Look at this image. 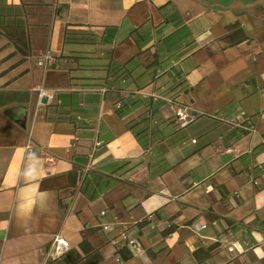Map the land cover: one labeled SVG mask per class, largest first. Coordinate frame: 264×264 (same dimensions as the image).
<instances>
[{"label": "crops", "instance_id": "0c3cea01", "mask_svg": "<svg viewBox=\"0 0 264 264\" xmlns=\"http://www.w3.org/2000/svg\"><path fill=\"white\" fill-rule=\"evenodd\" d=\"M109 56L130 68L116 89L89 77ZM125 158L142 160L119 174ZM55 233L101 259L49 263ZM0 264H264V0H0Z\"/></svg>", "mask_w": 264, "mask_h": 264}, {"label": "trees", "instance_id": "16d2710c", "mask_svg": "<svg viewBox=\"0 0 264 264\" xmlns=\"http://www.w3.org/2000/svg\"><path fill=\"white\" fill-rule=\"evenodd\" d=\"M133 29V28H132ZM116 30H117V25H106L104 27V29L102 30L101 33V38L104 41H111L113 40L115 34H116ZM4 33L7 34L8 36H13L15 42H17V40H19L20 42L17 43V47L24 49L23 51L26 52V48H27V44L25 42V36H26V31L24 30L23 27L17 28L14 27L13 30H4ZM66 35H64L65 39H79V37L81 36L84 37L86 36V34H88V31H85L84 29H66L65 30ZM77 39V40H78ZM65 56H67L69 59L71 60H75L77 62H80L79 66H84L85 63L87 61L81 60L79 61V58H86L89 57L86 54H81V53H76V52H68L65 54ZM104 73L102 75H98V76H89V77H94V78H99L100 84H108L107 87L110 89H116V86H113L114 82L116 81H120V80H125L126 77L129 74V70L130 68H128V66H125V64L121 63L120 61L114 59L112 56H109L107 61L103 62L101 64L100 67ZM177 73V72H176ZM183 78H177L173 83L169 84V86L165 87V90L162 91V93L166 94L168 91H172L169 92L168 95H166L169 99L174 98V96L178 93V91L182 88L181 83L183 82ZM148 98L151 99V95H148L145 99L148 100ZM123 99V96L119 97V99L117 101H114V105H115V110L121 114V110L123 109V107L125 106V102L121 100ZM146 100V101H147ZM120 101V102H119ZM150 102V101H149ZM149 102H146L145 104H149ZM150 107H147V110H149ZM248 117H245L243 120H241L240 122L242 123H249L248 121ZM235 135H237L238 133H242L244 131L247 130V128L243 127V126H237L235 125ZM143 129H138L135 131V134L137 135L138 139H140L141 135V131ZM142 146H146V141L140 140ZM140 160L142 159H132V158H125L120 160L117 163V166L114 168V171L125 167L123 171H120L119 174H121L122 172H127L128 170H130L131 168H133L136 164H138L140 162ZM80 167L77 168V166L72 167L69 170V182L72 185L76 184V179L78 178V176L80 175ZM87 180V183H91L93 189H97L98 188V180H96L94 177L89 176L87 174V172L85 171L82 177V180ZM149 219L147 217L141 219L139 222L143 223L148 221ZM91 230V229H90ZM119 245L117 247V251L120 252L121 254V258H127L128 256L131 255V250L130 248L127 247V243L124 239V241L121 244H117ZM66 254H70V258L72 259V261H77L82 257H87L89 256V259L92 262L98 261L101 259L102 254L100 252V250H97L96 247H93L89 241V239L87 237L82 238L77 246L73 247V248H69L67 251H65L64 253L60 254L59 256L52 258V259H48V262L51 263L54 260L60 259L63 255Z\"/></svg>", "mask_w": 264, "mask_h": 264}, {"label": "built area", "instance_id": "2783aa9c", "mask_svg": "<svg viewBox=\"0 0 264 264\" xmlns=\"http://www.w3.org/2000/svg\"><path fill=\"white\" fill-rule=\"evenodd\" d=\"M48 59V55H45L42 59L38 60L39 63L41 64H45V61ZM174 110H175V114L178 116V118H180L182 121V124H185L187 122V115L189 114L186 111V107L182 104H177L174 106ZM249 121V119H248ZM235 125L237 126H243L247 129L250 128V124L248 123H242L240 121L238 122H234ZM193 141H195V138L192 139ZM26 149L30 152H33L34 148L33 145L31 143H27L26 144ZM106 213V209H101L99 211V215L102 216ZM205 223H197L196 226V231H199L200 228L205 227ZM102 228L104 229H110L111 225L109 222H103L101 224ZM125 237V241L127 243V245H129L131 248L135 246V244L137 243V239L135 236H129L126 235ZM232 245V244H231ZM231 245H229V247H231ZM70 248V243L68 241V239L60 234V233H55L53 235V237L51 238L47 248H46V258L47 259H52L55 258L57 256H59L60 254L64 253L65 251H67Z\"/></svg>", "mask_w": 264, "mask_h": 264}, {"label": "water", "instance_id": "95a60500", "mask_svg": "<svg viewBox=\"0 0 264 264\" xmlns=\"http://www.w3.org/2000/svg\"><path fill=\"white\" fill-rule=\"evenodd\" d=\"M41 100H42L43 102H45V101L47 100L46 94H43V95L41 96Z\"/></svg>", "mask_w": 264, "mask_h": 264}]
</instances>
